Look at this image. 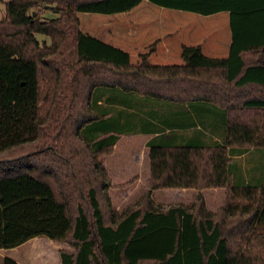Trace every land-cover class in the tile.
<instances>
[{
    "label": "trees",
    "instance_id": "trees-1",
    "mask_svg": "<svg viewBox=\"0 0 264 264\" xmlns=\"http://www.w3.org/2000/svg\"><path fill=\"white\" fill-rule=\"evenodd\" d=\"M142 1L0 0V248L47 235L69 244L63 264H264V0H150L229 11L222 57L191 44L181 63H153L152 45L133 62L80 27L81 11L121 13ZM211 105L222 136L180 140L190 120L212 130ZM142 132L155 134L146 143L151 190L225 187L217 212L202 193L166 208L146 194L117 214L104 156ZM236 154L251 159L247 170Z\"/></svg>",
    "mask_w": 264,
    "mask_h": 264
},
{
    "label": "rangeland",
    "instance_id": "rangeland-1",
    "mask_svg": "<svg viewBox=\"0 0 264 264\" xmlns=\"http://www.w3.org/2000/svg\"><path fill=\"white\" fill-rule=\"evenodd\" d=\"M5 13V3H0V16H4ZM225 15L226 12L207 16L205 14L188 10L165 7L153 3L150 0H143L136 8L121 13L79 12L80 27L84 32L96 35L107 42L127 49L131 54L133 62H137L140 59V53L148 51L153 45L149 56V60L153 63H181L183 61L180 54V48L183 45L182 42H188L183 40L195 41V35L190 32L187 33V35H179V33H175L170 39L168 38L169 40L165 38L160 41L159 38L162 37L163 39L165 37V31L168 28L174 29V27L180 23L179 19H189V17L186 16H193L194 18L200 17L201 19L207 20L204 21L206 25L204 24V26L201 27H191L190 25L192 29H200L199 32L204 31L207 33L209 30H211V33L213 32L212 35L205 38L201 37V40L204 41L205 39L207 43L219 42L223 44L224 36L216 35L217 33L213 25V19H225ZM199 32L196 34L201 35ZM37 37L42 40L46 36L39 33L37 34ZM167 40L168 43H170L171 48V52L169 53L165 52V43ZM116 149L118 154L113 155L108 153L104 156V162L107 160V164H105L110 181L107 193L111 198L112 208L115 209L117 214L124 212L128 208L143 205L145 203L143 199L146 194L151 195V198L156 205L166 208L171 204L183 203V201L180 200H184L189 206H191L197 199H195L194 193H197V190L199 193H202L201 189L189 188L190 190L188 191L192 194H177L176 189L174 188L183 187H169L171 190L167 188H155L151 190V170L149 165H147L149 160L147 159V154L144 150V144L139 140L128 141L127 143H120ZM113 151H115V149H113ZM233 157L237 164L242 166L244 170H247L249 162L251 161V159H247V155L236 154ZM113 166H118V168L114 169ZM210 188L204 189L205 196L208 197V199H210L211 196ZM214 188L217 187H213V189ZM223 188L226 190L225 187ZM125 193H128L127 197ZM101 198L105 213L110 216L111 213H109V209L106 205L105 195ZM232 198L234 204H244L247 202L236 199L240 197ZM221 206L213 212H217ZM39 237L41 239L55 242L47 235L36 236V238ZM36 238L34 237L33 239ZM33 239L13 248H1L0 264H3L4 255H9L13 258H18L19 255L23 257L32 245L34 246L38 243L37 241H40L36 239L32 242ZM59 242H62L65 245L64 248H69V244L66 241ZM36 247H38L40 260L43 259L46 264H48V262L51 264H59L56 262L58 258L56 257V251L53 244H38Z\"/></svg>",
    "mask_w": 264,
    "mask_h": 264
},
{
    "label": "crops",
    "instance_id": "crops-1",
    "mask_svg": "<svg viewBox=\"0 0 264 264\" xmlns=\"http://www.w3.org/2000/svg\"><path fill=\"white\" fill-rule=\"evenodd\" d=\"M140 4H138L137 6H139ZM137 6H135L134 8H136ZM181 10V9H180ZM222 12H226V15H225V19H213V25H214V28L216 30V35H223L224 36V43H219V42H209L207 43L206 40L204 39L201 40V37L205 38L209 35H212L213 32L211 33V30L204 32V31H200V29H192L191 27L193 26H198V27H201V26H204V21H207L205 19H201L200 17H196L194 18L193 16H186V17H189V19H186L185 18H181L179 19V24L177 26L173 28H168L166 31H165V37L162 39H160V41L164 40L165 38L166 39H170L171 36L175 35V33H179V35H187V33H191L193 35L196 36V40L195 41H191V40H183V41H188L187 43L185 42H182L183 45H191V44H200L202 46V50L203 52L208 55V56H213V57H222V56H228L229 53H230V46H231V43H232V39H233V29H232V25H231V14L229 11L227 10H224V11H220V12H217V13H213V14H208L207 16L209 15H214V14H218V13H222ZM173 23V22H172ZM202 23V24H201ZM173 25V24H172ZM191 25V27H190ZM206 25V24H205ZM170 27V26H169ZM187 28V29H185ZM192 29V31H191ZM201 34V35H197L196 33ZM190 35V34H188ZM168 39V40H169ZM168 40L167 42L165 43V52L166 53H169L171 52V48H170V43H168ZM182 45V47H183ZM182 47L180 48V54L182 52ZM179 63V62H178ZM212 106V105H211ZM168 111V109H167ZM165 111V115L168 116V112ZM182 112V111H181ZM217 111L216 113L213 114V106L209 109V111L207 112V115H206V120H208V126L212 129V130H207L204 126H202L199 122V121H195L194 123L191 122V120L186 123V124H181V130H179V139L184 141V142H187V143H195V142H203V140L205 141H210V139H212L213 137L219 139L218 137L222 136V134H219L218 132L217 133H213V125L215 123V118L217 117ZM168 130V129H167ZM219 132H222L223 129L219 128ZM155 134L154 133H133V134H125L123 136H121V138L116 142L115 146H114V149L115 151H113L111 154H118L117 153V146L120 144V143H127L128 141H141V143L144 144V150L147 154V159L149 160L148 161V164L149 165V168L151 169V162H150V148L149 146H147V141L152 138ZM107 162V160L105 161V163ZM107 164V163H106ZM108 166V165H107ZM113 168H118V166H113ZM207 188H210V187H207ZM167 189H170L171 188H167ZM176 189V193L177 194H181V193H185V194H192V193H189L188 190H190L189 188H174ZM205 189V188H204ZM204 189L201 190L202 194L205 196V193H204ZM211 191V196H210V199H208V197L205 196V200H206V205H207V208L210 210V211H215L217 210V208L219 206L222 205V203L225 201V196H226V190L223 188V187H217V188H214L211 187L210 188ZM220 190V191H219ZM214 193V195H213ZM126 194V197L128 196V193H125ZM199 194V191L197 190V193H194V196H195V199L197 198ZM180 201H183V203L185 205H188L184 200H180ZM216 206V207H215ZM36 238V237H35ZM33 239V238H32ZM40 241H37L38 243L36 245H32L26 252L23 257H21L20 255L18 256V258H14L16 260H18L19 262H21L22 264H46L45 261L43 259L40 260V257H39V252H38V244L39 245H44L46 243H51L53 244V247L56 251V257L58 258L57 259V263L59 264H63L62 262V259H61V253H60V250L62 248L65 247V245L62 243V242H59L55 239H53L55 242L53 241H48V240H45V239H41L40 237L39 238H36ZM36 239H33L32 242H34V240ZM31 240V239H30ZM29 241V240H28ZM26 241V242H28ZM24 242V243H26ZM33 244V243H32ZM1 249V248H0ZM5 257H10L9 255H4L3 257V261H4V258ZM13 258V257H12ZM48 264H51L50 262H48Z\"/></svg>",
    "mask_w": 264,
    "mask_h": 264
}]
</instances>
